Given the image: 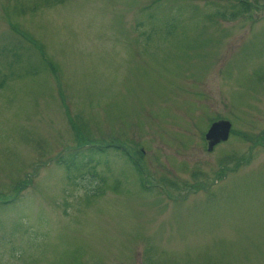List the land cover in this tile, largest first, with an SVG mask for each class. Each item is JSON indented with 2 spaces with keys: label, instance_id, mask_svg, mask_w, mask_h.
<instances>
[{
  "label": "rangeland",
  "instance_id": "1",
  "mask_svg": "<svg viewBox=\"0 0 264 264\" xmlns=\"http://www.w3.org/2000/svg\"><path fill=\"white\" fill-rule=\"evenodd\" d=\"M240 1L0 0V199L26 183L0 264H264V0ZM72 123L145 177L83 165Z\"/></svg>",
  "mask_w": 264,
  "mask_h": 264
},
{
  "label": "trees",
  "instance_id": "2",
  "mask_svg": "<svg viewBox=\"0 0 264 264\" xmlns=\"http://www.w3.org/2000/svg\"><path fill=\"white\" fill-rule=\"evenodd\" d=\"M241 5L245 8V13H247L248 11H250L252 9V5H250L248 2H246L245 0H241L240 1ZM218 15H225V14H220V13H217ZM16 28V27H15ZM27 37V36H26ZM28 38V37H27ZM68 114H69V111H68ZM70 119L72 120L71 116L69 115ZM73 124V123H72ZM74 128L76 129L77 126L75 124H73ZM78 132L80 133V130L77 128ZM81 134V133H80ZM77 137L80 138L83 142H88L86 143V145L82 144L83 146L82 147H79L77 150V155L83 159V165H90L91 163H100L98 161H94L93 159V156H97V155H104V154H108L110 152V150L114 149L116 151H121V153L128 158V160L134 165V167L137 169V171L140 173V175L143 177V170H142V167L140 165V157L136 158L135 156H132L131 152L127 147L125 146H122L121 144H119L118 142L115 143V144H106V143H95L94 141L91 142L89 140H86L85 138H83L84 136L81 134H77ZM86 147H89V149L87 150H83L85 149ZM129 150V151H128ZM136 149L133 151L135 152ZM138 152V151H136ZM88 160V162H86ZM57 162L58 164L62 165L65 167V169L68 171V172H71L73 171V168H78L75 167V165L70 161H65L64 158H63V155L59 156L57 158ZM80 166V165H79ZM85 173H89L87 171H84V172H81L79 174L81 175H84ZM89 175H92L94 176V172H91L89 173ZM19 183H22V182H19ZM25 186H26V183L23 184L22 186H19L17 187L16 191H17V195L11 199H7V200H2L0 199V205H11L13 203H16L20 197L19 194H20V191L21 190H24L25 189Z\"/></svg>",
  "mask_w": 264,
  "mask_h": 264
},
{
  "label": "water",
  "instance_id": "3",
  "mask_svg": "<svg viewBox=\"0 0 264 264\" xmlns=\"http://www.w3.org/2000/svg\"><path fill=\"white\" fill-rule=\"evenodd\" d=\"M231 123L227 121L214 123L208 131L206 138L211 142L210 149L221 141H226L229 138Z\"/></svg>",
  "mask_w": 264,
  "mask_h": 264
}]
</instances>
